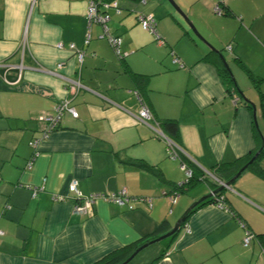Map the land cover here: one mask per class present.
Segmentation results:
<instances>
[{
  "label": "crops",
  "instance_id": "crops-1",
  "mask_svg": "<svg viewBox=\"0 0 264 264\" xmlns=\"http://www.w3.org/2000/svg\"><path fill=\"white\" fill-rule=\"evenodd\" d=\"M173 1L203 39L167 0H116L106 25L117 52L101 23H88V0H0V65L14 74L0 73V264H90L163 219L173 226L213 188L199 180L172 193L185 163L203 174L262 141L223 189L228 210L196 208L155 264H264V0ZM139 14L153 16V31ZM60 100L76 116L65 110L48 130L44 115ZM165 118L176 119L178 137L162 129ZM71 181L82 196L123 188L132 207L97 196L90 214L78 213Z\"/></svg>",
  "mask_w": 264,
  "mask_h": 264
},
{
  "label": "trees",
  "instance_id": "trees-1",
  "mask_svg": "<svg viewBox=\"0 0 264 264\" xmlns=\"http://www.w3.org/2000/svg\"><path fill=\"white\" fill-rule=\"evenodd\" d=\"M144 1V0H142ZM138 17V16H137ZM219 56V53H217ZM220 57V56H219ZM217 66L218 69L221 73V76L223 78V82L227 87V90L230 92L231 91V80L229 78V74L227 72V70L225 69V67L222 65V63L219 61L217 62ZM11 66H7L5 65L4 67L0 65V73L2 76H6V78H8V80H12L14 79V74L12 72H10ZM130 76L133 78L134 81H137L138 83H142L145 84L146 80H147V75L146 74H142V73H137V72H130ZM253 81H257L255 78L253 79ZM52 112V111H51ZM61 118V117H60ZM60 118L58 119V121L53 125V126H49L48 123L47 124V129L51 130L53 128H55L60 120ZM160 125L162 127V129L164 131H166L171 138L174 139V137H178V123L176 121V119L173 118H165L163 120H161ZM33 141V140H30ZM29 141V144H31ZM258 141V139H257ZM32 145V144H31ZM259 144L256 145V148H254L251 152L242 155L238 158H236L235 160H233L230 163H217L215 165V168H212L209 172L216 177V179L211 177V174H208L206 172H204L202 174V172L198 171L193 163H185V167L187 170H189L190 175H188L187 177H185V179H183L180 182H176L173 184V187L171 188L172 193L174 194H179L181 193L187 186H191L194 185L195 183H197L196 181H207L211 187H213L211 190L217 188L218 186H220L221 184L219 182H225L226 179L231 178L232 175H234L237 170L243 165L245 164L250 158L251 156L255 153V151L257 150ZM264 150V148H263ZM167 155H170L168 150H167ZM182 162V161H181ZM132 163V162H131ZM255 163V160L251 161L250 163H248V167L253 165ZM138 164H140V162H138ZM211 178V180H210ZM225 186H223L222 188H220L219 190H217L216 192L210 194L209 196H206L205 198H203L202 200L193 203V206L191 207V209L188 211L185 219L183 220V222L181 223V225L186 221V219L188 218L189 214L191 212H193L196 208H198L199 206L207 203V202H215L220 206L225 207L227 210L228 208L224 205V193H223V189ZM233 215V214H232ZM234 216V215H233ZM244 222V221H243ZM246 224V223H245ZM180 225V226H181ZM171 224L169 223V221L167 219H163L161 221H159L157 223V225L155 226V228L138 237L137 239L128 242L124 245H122L121 247L112 250L110 252H108L106 255L102 256L101 258L97 259L96 261L90 263V264H119L122 261H124L139 245L143 244L144 242H150V240L160 236L161 234L167 232L170 228H171ZM177 232V231H176ZM172 233L171 235L165 237L163 239V241H161V243L159 244V246H156L155 248L159 249L156 251L155 256L151 259V261L147 264H155L156 260L165 253V251L167 250V245L162 246V242H164V240H169L171 238H173V235L176 233ZM252 232H248L245 234V236L242 239V243L244 245H247V243L250 240L251 234ZM249 237V240L247 243L244 242V238L245 237ZM157 241V240H155ZM154 242V241H153ZM151 242V243H153ZM151 243H148V245H150ZM147 245V246H148ZM144 248H142L136 255H134L133 257L137 256ZM132 257V259H133ZM130 259L127 263L131 262Z\"/></svg>",
  "mask_w": 264,
  "mask_h": 264
},
{
  "label": "built area",
  "instance_id": "built-area-1",
  "mask_svg": "<svg viewBox=\"0 0 264 264\" xmlns=\"http://www.w3.org/2000/svg\"><path fill=\"white\" fill-rule=\"evenodd\" d=\"M109 7H114L116 9V12L120 11L117 6L116 0H88L86 16L88 19V23H91V22L101 23L103 34L106 35L110 43L113 46H115V50L118 52L119 51V48H118L119 40L117 37L110 34V32L108 31V27L106 25L107 20L109 19V15L106 12V9H108ZM214 11L217 13L222 12L221 8L218 6L214 8ZM138 21L140 22V25L142 26V28L153 31L154 18L151 14H147V15L139 14ZM233 99L236 101L238 97L233 96ZM65 110L69 111L72 116H76V111L68 105V102L66 100H60L55 103L51 113L44 115V119L51 127L58 121V119L61 117L62 113ZM137 118L141 121H145L146 119L149 118V110L147 109V107L141 108V110L139 111L137 115ZM30 143L33 144V141H30ZM178 149L179 148L172 141L170 140L167 141V150L170 154L169 155L170 157H176L178 155V152H177ZM183 167L185 169L186 175L187 176L190 175V172L189 170L186 169L185 165H183ZM213 178L216 179V177H213ZM219 183L225 186L223 182H219ZM70 187L73 190H75L76 196H78V198H81L83 202L82 204L73 205V210L78 213L90 214V206L92 202L94 201V198H96L97 196H102L108 201H113V202H117L120 204L122 203L128 204V200L130 199V197L127 195L126 190L123 188L117 191L110 192L108 194L91 193L86 196H82L75 186V181H71ZM56 199L62 200V199H65V197L62 195H57ZM127 206L128 208L132 207V205L130 204H128ZM0 233H1V229H0ZM248 240H249L248 236L244 238L245 243H247Z\"/></svg>",
  "mask_w": 264,
  "mask_h": 264
},
{
  "label": "water",
  "instance_id": "water-1",
  "mask_svg": "<svg viewBox=\"0 0 264 264\" xmlns=\"http://www.w3.org/2000/svg\"><path fill=\"white\" fill-rule=\"evenodd\" d=\"M170 4H171V6L185 19V21L187 22V24L189 25V27L193 30V32L199 37V38H201V39H203L202 37H201V35L197 32V30H196V28L193 26V24L186 18V16H185V14L182 12V10L177 6V4H175V2L173 1V0H167ZM224 64H225V66H226V62L224 61ZM227 67V66H226ZM247 102H249L246 98H244ZM252 103V102H251ZM253 104V103H252ZM253 117L255 118V107L253 106ZM261 144L263 145V141L261 142ZM262 145H261V147H259L256 151H255V153L251 156V158L245 163V164H243L238 170H237V172L231 177V178H229L227 181H225L224 183H225V185L227 186V185H229L231 182H232V180L248 165V163H250L251 161H253L256 157H257V155L259 154V152H260V150H261V148H262ZM206 170V169H205ZM206 173H208V174H211V173H209V171L208 170H206L205 171ZM211 177H214L212 174H211ZM224 185H220V186H218L217 188H215V189H213V190H211L209 193H207V194H205L204 196H201L198 200H196L195 202H193V203H196V202H198V201H200V200H202L203 198H205L206 196H209L210 194H212V193H214V192H216L217 190H219L220 188H222ZM193 203L190 205V206H188V208L183 212V214L174 222V224H173V226L167 231V232H165V233H163V234H161L160 236H158V237H156V238H154V239H152V240H150V242H144L143 244H141V245H139L124 261H122L121 263H119V264H125V263H127L130 259H132V257L134 256V255H136L142 248H144V247H146L147 245H148V243H151V242H153V241H155V240H161V239H163V238H165V237H167V236H169V235H171L172 233H174V232H176V231H178V229H179V227H180V225H181V223L183 222V220L185 219V217H186V215H187V213H188V211L191 209V207L193 206Z\"/></svg>",
  "mask_w": 264,
  "mask_h": 264
},
{
  "label": "rangeland",
  "instance_id": "rangeland-1",
  "mask_svg": "<svg viewBox=\"0 0 264 264\" xmlns=\"http://www.w3.org/2000/svg\"><path fill=\"white\" fill-rule=\"evenodd\" d=\"M140 3V2H139ZM121 10V9H120ZM126 11L125 10H122V13H125ZM124 17H126V16H124ZM123 17V18H124ZM138 24H140V22L138 21ZM111 30V29H110ZM101 33H102V35H101V38H104L105 40H107V38H106V36L103 34V32L101 31ZM107 42H108V40H107ZM109 43V42H108ZM110 45V44H109ZM172 51V50H171ZM171 51H170V53H167V55H171ZM169 55V56H170ZM2 119L4 120H6V118L4 117H2ZM9 119H11V118H9ZM180 151H181V149H179ZM222 185V184H221ZM225 187H226V185H225ZM161 241H163V239H161V240H157V241H154L153 243H151L150 245H148V246H146V247H144V249H143V251H141V253H139L137 256H135V257H133L134 259H137V257H139L140 256V254H150L151 253V251L156 247V246H159V244L161 243Z\"/></svg>",
  "mask_w": 264,
  "mask_h": 264
}]
</instances>
